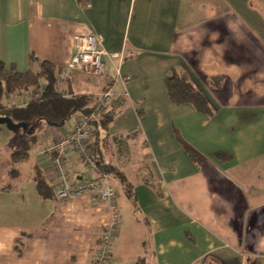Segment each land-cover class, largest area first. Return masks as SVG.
Here are the masks:
<instances>
[{"label": "crops", "instance_id": "1", "mask_svg": "<svg viewBox=\"0 0 264 264\" xmlns=\"http://www.w3.org/2000/svg\"><path fill=\"white\" fill-rule=\"evenodd\" d=\"M87 32L108 54L103 74L74 72L58 89L99 96L106 88L117 98L107 100L115 111L99 141L103 159L126 175L131 213L109 264H264V0H0L6 67L37 70L47 60L59 70L73 36ZM171 71L187 73L212 114L170 101ZM27 93L3 103L24 105ZM72 118L61 127L40 121L29 157L13 165L12 130L0 127V264H93L110 203L44 199L34 180L39 172L54 184L45 149L82 119ZM105 138L123 150L106 155ZM65 166L73 181L103 177L72 150Z\"/></svg>", "mask_w": 264, "mask_h": 264}, {"label": "trees", "instance_id": "2", "mask_svg": "<svg viewBox=\"0 0 264 264\" xmlns=\"http://www.w3.org/2000/svg\"><path fill=\"white\" fill-rule=\"evenodd\" d=\"M29 60L36 61L37 59L30 55ZM59 70L47 60H39L37 70L27 69L24 71H19L14 66L6 67L5 63L0 60V118L9 119L14 125H24V127L19 126L12 129V135L6 144L12 165L23 162L29 157L30 148L36 140L34 130L40 121L46 125L61 127L76 112H79L82 119H86L87 123L95 130L94 143L89 147L95 169L100 175H105L110 184L111 181L118 183L124 194L130 196V184L126 180L124 171L106 162L102 157L100 132L101 129L106 128V124L113 115L107 99L102 95L73 94L69 89L59 90ZM220 79V77L211 78L210 83L218 85ZM164 82L172 103H190L198 112L212 114L206 96L193 85L186 72L171 71L165 77ZM29 89L39 91L40 94L31 97L24 105L3 103L4 96ZM106 90L105 88L103 91ZM2 124L4 123H0V125ZM188 153L194 159L199 158L195 151L188 149ZM8 173L9 178L14 179L18 170L12 167ZM34 180L41 198L63 199L56 195L54 185L39 172H36ZM31 235L32 233H27L26 236ZM23 244L20 237L15 238L14 250L17 254L21 253Z\"/></svg>", "mask_w": 264, "mask_h": 264}, {"label": "built area", "instance_id": "3", "mask_svg": "<svg viewBox=\"0 0 264 264\" xmlns=\"http://www.w3.org/2000/svg\"><path fill=\"white\" fill-rule=\"evenodd\" d=\"M106 55L108 54L102 47L100 35L93 32L75 34L72 38L71 56L67 63L60 68L58 78L65 80L70 78L72 73L77 72L97 79L103 74L104 56ZM110 56L111 58L118 57L115 53ZM118 71L117 68V74H119ZM118 77L123 81L129 79L128 76L118 75ZM39 94L40 92L36 91L33 97ZM100 95L107 100H117L110 89L101 91ZM93 133L94 129L87 123V120L80 119L69 133L51 142L46 147L45 152L49 156L51 173L55 178V181H53L54 190L59 198L86 194L92 203L100 201L110 203L109 219L99 237L93 259V264H109L113 242L121 225V216L116 206L117 189L109 183L105 175L101 178L73 181L65 166V153L67 150L76 152L86 165L94 166L90 150L87 147V141Z\"/></svg>", "mask_w": 264, "mask_h": 264}, {"label": "rangeland", "instance_id": "4", "mask_svg": "<svg viewBox=\"0 0 264 264\" xmlns=\"http://www.w3.org/2000/svg\"><path fill=\"white\" fill-rule=\"evenodd\" d=\"M36 93V91L35 90H28V95H30V96H32L33 97V95ZM24 94V96H26V93H23ZM115 111V110H114ZM114 111H113V113H114ZM79 118V117H81L82 118V115L79 113V112H76L74 115H73V118L72 119H74V118ZM71 121V120H70ZM1 127V131H3L2 133H4V131H6V125H2V126H0ZM1 133V132H0ZM88 141H89V139H88ZM88 141H87V143H88ZM92 141V139L90 140V143H89V145L87 144V147L89 148V146H91L90 144L92 143L91 142ZM109 141H107V139L105 138L104 140H103V143L104 144H106V145H104V146H106V149L104 150L105 151V154L107 155L108 154V151H114L115 153H117V151L120 149V150H123V146L124 145H122V144H116V145H110V147L108 148V146H107V143H108ZM111 142V141H110ZM112 154V153H111ZM114 184V185H113ZM111 185H113V186H115V188L117 189V192H118V194H117V201H118V211H119V214H120V216H121V228H122V224L125 222V219H126V217H128V216H130V213H131V206H130V202H129V200L124 196V194L122 193V190L120 189V188H117V185L115 184V183H113L112 181H111ZM111 258H112V256L110 257V260H111Z\"/></svg>", "mask_w": 264, "mask_h": 264}, {"label": "water", "instance_id": "5", "mask_svg": "<svg viewBox=\"0 0 264 264\" xmlns=\"http://www.w3.org/2000/svg\"><path fill=\"white\" fill-rule=\"evenodd\" d=\"M0 123H4L9 129H16L19 126L24 127V125H14L11 120L7 118H0Z\"/></svg>", "mask_w": 264, "mask_h": 264}]
</instances>
